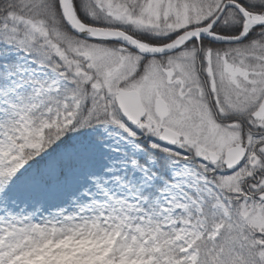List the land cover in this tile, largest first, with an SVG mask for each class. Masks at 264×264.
<instances>
[{"label":"snow or ice","instance_id":"6c2138e0","mask_svg":"<svg viewBox=\"0 0 264 264\" xmlns=\"http://www.w3.org/2000/svg\"><path fill=\"white\" fill-rule=\"evenodd\" d=\"M0 264H264V0H0Z\"/></svg>","mask_w":264,"mask_h":264}]
</instances>
